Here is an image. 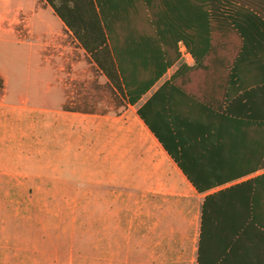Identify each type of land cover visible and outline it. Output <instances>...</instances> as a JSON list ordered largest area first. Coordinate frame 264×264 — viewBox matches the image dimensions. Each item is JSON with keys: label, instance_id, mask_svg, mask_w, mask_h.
<instances>
[{"label": "crops", "instance_id": "0c3cea01", "mask_svg": "<svg viewBox=\"0 0 264 264\" xmlns=\"http://www.w3.org/2000/svg\"><path fill=\"white\" fill-rule=\"evenodd\" d=\"M18 1L22 12L28 15L27 24L22 27L15 22ZM234 1L243 2L264 16V0ZM35 8L22 0H0V42L8 46L5 57L23 55L29 61L32 56L40 57L49 40L56 39L65 29L58 18L33 17L41 10ZM181 64L192 66V57L178 59L136 104L121 107L115 113L66 109L64 83L53 85L62 96L58 100L62 107L50 108L43 105L42 98L34 100L21 92L18 84L9 87L17 71L0 64V136L7 135L18 147L14 151L29 152L34 159L37 151L30 147L39 144L42 183L46 177H55L58 184L73 187L80 184L75 179L79 176L77 167L70 163L72 156L82 149H93L96 138H102L105 145L113 138L131 146L141 143L144 147L137 151L140 155L148 153L151 158L138 169L136 179L120 185L103 181L104 197L96 198L118 199L113 196L115 187L134 195L136 264H264V230L251 222L246 203L251 199L252 179L264 176V83H260L264 82V65L249 59L234 66L231 130L222 125L208 128L210 121L221 120L222 116L213 114L206 101H215L218 107L223 100V83H210L205 75L208 69L170 82L174 85L168 90L171 110L165 116L175 122L187 168L198 170L197 177L203 173L201 170L233 175L200 192L136 113ZM38 67L39 72L47 73L46 66ZM20 87L29 84L22 82ZM252 169L256 171L239 174V170ZM86 183L94 186L90 180ZM208 195L213 198L202 219V203ZM109 215H113V210L109 209Z\"/></svg>", "mask_w": 264, "mask_h": 264}, {"label": "rangeland", "instance_id": "374dc122", "mask_svg": "<svg viewBox=\"0 0 264 264\" xmlns=\"http://www.w3.org/2000/svg\"><path fill=\"white\" fill-rule=\"evenodd\" d=\"M22 1L35 10L41 8L33 17L58 18L41 0ZM20 4L15 15L18 27L26 25L28 17ZM59 34L49 40L42 56L30 61L23 55L5 57L8 46L0 42V64L17 71L9 87L18 84L34 100L42 98L43 105L61 108L62 96L53 85L64 83L65 107L117 112L118 95L105 85L71 33L63 29ZM39 65L46 66L47 73L39 72ZM22 82L29 87H20ZM141 147L115 138L105 145L96 138L93 149L72 156L80 184L73 187L58 184L55 177L42 183L39 144L30 147L37 151L34 159L29 152L14 151L18 147L7 135L0 136V264H136L134 195L115 187L113 196L118 199L96 198L104 197L103 181L120 185L136 179L138 169L151 158L139 154ZM87 180L94 186H88Z\"/></svg>", "mask_w": 264, "mask_h": 264}, {"label": "trees", "instance_id": "16d2710c", "mask_svg": "<svg viewBox=\"0 0 264 264\" xmlns=\"http://www.w3.org/2000/svg\"><path fill=\"white\" fill-rule=\"evenodd\" d=\"M41 1L105 77V85L118 95L120 107L136 104L178 61V43L182 42L193 59L192 66L181 64L136 113L196 190L206 191L233 176L201 170L197 177L198 170L187 168L175 122L165 116L171 110L168 90L174 86L171 81L208 69L205 75L210 83H223L222 104L217 107L215 101H206L213 114L222 116L210 121L208 128L222 125L231 130L234 66L249 59L264 65V16L258 10L234 0ZM249 171L256 170H239V174ZM263 180V175L252 179V195L246 203L251 222L264 230ZM212 198L208 195L202 203V219Z\"/></svg>", "mask_w": 264, "mask_h": 264}, {"label": "built area", "instance_id": "2783aa9c", "mask_svg": "<svg viewBox=\"0 0 264 264\" xmlns=\"http://www.w3.org/2000/svg\"><path fill=\"white\" fill-rule=\"evenodd\" d=\"M178 48H179L181 58L185 59L187 56L190 55L182 42L178 43Z\"/></svg>", "mask_w": 264, "mask_h": 264}]
</instances>
